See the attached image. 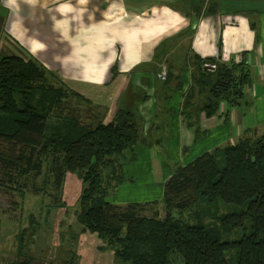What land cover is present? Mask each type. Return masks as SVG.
<instances>
[{
    "label": "trees",
    "instance_id": "1",
    "mask_svg": "<svg viewBox=\"0 0 264 264\" xmlns=\"http://www.w3.org/2000/svg\"><path fill=\"white\" fill-rule=\"evenodd\" d=\"M212 62L195 57L193 86L181 113L185 119L196 112L210 118L222 102L235 106L242 98L249 82L246 65ZM205 64L215 70L205 71ZM61 83L34 60L0 59V190L44 195L50 189L61 192L67 175L82 177L87 187L77 220L120 264H176L177 259L180 264H264V135L176 167L163 184L161 201L114 205L106 200L103 176L111 170L112 182L122 183L126 152L145 143L138 117L120 109L108 124L96 115L95 124L81 126L71 116L75 112L64 107L69 95L84 97ZM196 87L200 99L194 102ZM53 110L68 115L60 117L65 122L60 129L49 125Z\"/></svg>",
    "mask_w": 264,
    "mask_h": 264
},
{
    "label": "crops",
    "instance_id": "2",
    "mask_svg": "<svg viewBox=\"0 0 264 264\" xmlns=\"http://www.w3.org/2000/svg\"><path fill=\"white\" fill-rule=\"evenodd\" d=\"M0 31L14 56L63 82L106 90L111 100L97 103L102 121L113 120L107 104L138 111L145 143L126 152L116 190L130 187L147 201L128 203L159 201L176 167L264 131V0H0ZM195 57L246 65L237 105L224 101L210 118L181 115Z\"/></svg>",
    "mask_w": 264,
    "mask_h": 264
},
{
    "label": "rangeland",
    "instance_id": "3",
    "mask_svg": "<svg viewBox=\"0 0 264 264\" xmlns=\"http://www.w3.org/2000/svg\"><path fill=\"white\" fill-rule=\"evenodd\" d=\"M15 54H19V51L10 45L4 33L0 31V59ZM189 65L194 67L197 64L191 61ZM213 66L215 65L213 64ZM170 68H174L173 62L170 63ZM207 70L209 72L214 71L210 68ZM173 71L170 73L173 74ZM194 73L195 69L192 72V78ZM56 75L58 76V74ZM56 82V79L53 82L52 79L49 80V83L54 87L61 88ZM61 82V85L68 91L84 97L77 99L69 95V101L64 110L74 111L75 116L70 115L81 126L82 124H95L96 115L100 116L103 113L101 106H97V103H106L111 100L112 96L104 89L82 88V85L79 84L66 83L62 80ZM145 91L152 93L151 89H145ZM153 93L155 94L154 90ZM194 93V102H197L200 99L197 95V87L194 88ZM127 101L130 100L127 99ZM107 105L109 117L115 116V107L112 108V103ZM132 112L136 115L138 113V111L137 113ZM67 116L53 110L49 122L50 127L62 128L65 122L60 117L66 118ZM109 122L111 120H104L103 124ZM262 135H264V131L254 133L247 140H256ZM163 148L165 145L156 148L157 152H161V155ZM130 157L132 159L134 155L132 154ZM218 163L219 166L224 165L222 154L218 156ZM111 174L112 171L107 169L103 176V184H106V186L103 185V188L108 189L107 201L112 204L115 203L114 205L118 201V206L128 205L130 204L129 201L134 200L147 201L134 197V194L130 193L132 191L130 187L126 189L123 186L116 190L117 184L112 182ZM39 183L40 181L37 182V185ZM86 187L83 185L82 177L70 174L66 176L61 192L50 189L44 195H42L43 193L33 195L31 190H26L20 195L19 192L0 190V264H12L13 262L17 264H120L115 262L113 254L109 250L103 248V244L96 235L86 232L77 220L80 194ZM151 193L152 196H156L155 188ZM158 210L161 218H163L162 211L164 208L161 204L158 206ZM231 210L234 209L231 208ZM223 212L226 211L223 210ZM187 217L186 214L183 219H187ZM20 247L22 249H19ZM175 263L180 264V261L177 259Z\"/></svg>",
    "mask_w": 264,
    "mask_h": 264
},
{
    "label": "built area",
    "instance_id": "4",
    "mask_svg": "<svg viewBox=\"0 0 264 264\" xmlns=\"http://www.w3.org/2000/svg\"><path fill=\"white\" fill-rule=\"evenodd\" d=\"M245 63V61H244ZM204 67L206 68H210L211 70H215V66L211 65V64H205ZM162 78H164L163 76H165V72L162 73Z\"/></svg>",
    "mask_w": 264,
    "mask_h": 264
},
{
    "label": "clouds",
    "instance_id": "5",
    "mask_svg": "<svg viewBox=\"0 0 264 264\" xmlns=\"http://www.w3.org/2000/svg\"><path fill=\"white\" fill-rule=\"evenodd\" d=\"M6 3H7L9 6H15V5H16V0H6Z\"/></svg>",
    "mask_w": 264,
    "mask_h": 264
}]
</instances>
